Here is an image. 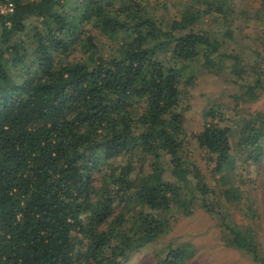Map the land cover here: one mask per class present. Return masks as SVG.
<instances>
[{"label": "trees", "instance_id": "1", "mask_svg": "<svg viewBox=\"0 0 264 264\" xmlns=\"http://www.w3.org/2000/svg\"><path fill=\"white\" fill-rule=\"evenodd\" d=\"M2 2L13 7L0 13V264H121L195 200L219 215L227 245L264 264L252 231L221 213L183 153L182 99L197 70L242 77L231 23L257 18L264 35V0L239 12L234 0H172V16L150 0ZM208 18L222 28L203 29ZM254 74L252 100L264 66ZM217 112L204 111L195 135L215 170L232 169L236 155L259 159L264 114L236 129ZM186 256L169 247L156 264Z\"/></svg>", "mask_w": 264, "mask_h": 264}, {"label": "rangeland", "instance_id": "2", "mask_svg": "<svg viewBox=\"0 0 264 264\" xmlns=\"http://www.w3.org/2000/svg\"><path fill=\"white\" fill-rule=\"evenodd\" d=\"M150 1L159 15L172 16L178 11L177 5H172V0ZM234 1L238 5L236 12H239L243 9L251 11L260 0ZM3 4L4 2L0 3V13ZM240 17H236L231 23L234 36L240 43H231L230 47L239 52L242 60L247 63V66L243 64L245 72H242V77L236 78L228 71L218 75L197 70L191 83L187 82V78L183 82V114L187 140L183 153L200 169L205 182L219 194L223 207L221 213L228 214L231 224L251 230L258 242L259 254L264 256V148L259 159L246 160L247 156L236 155L232 169L217 171L208 154L198 147L195 140V135L203 126V113L206 109L218 110L217 113L221 114L215 121L236 129H240L247 119H253L256 112L264 114V90L255 89L258 97L254 100L244 94L246 87L252 83L255 69L264 66V35L258 30L262 28V22L256 18L250 23L242 15ZM221 28L220 23L214 22L213 18H208L203 24V29L219 31ZM101 48L107 50V43L101 42ZM254 65L257 68L251 70ZM237 140L238 135L232 136V145ZM222 175L224 176L220 178ZM211 198L213 197L210 196L209 202L213 201ZM191 210L188 215L172 211L173 219L170 220L169 230L131 252L121 264H156L169 247L177 245L182 246L187 254L181 264H261L250 253L227 245L226 233L217 213L206 211L199 200H195Z\"/></svg>", "mask_w": 264, "mask_h": 264}, {"label": "built area", "instance_id": "3", "mask_svg": "<svg viewBox=\"0 0 264 264\" xmlns=\"http://www.w3.org/2000/svg\"><path fill=\"white\" fill-rule=\"evenodd\" d=\"M12 3H4L3 6L1 7V13H7V12H10L12 11Z\"/></svg>", "mask_w": 264, "mask_h": 264}]
</instances>
